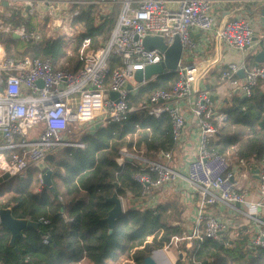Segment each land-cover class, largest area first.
Instances as JSON below:
<instances>
[{
    "label": "built area",
    "instance_id": "built-area-1",
    "mask_svg": "<svg viewBox=\"0 0 264 264\" xmlns=\"http://www.w3.org/2000/svg\"><path fill=\"white\" fill-rule=\"evenodd\" d=\"M243 1L256 5L257 10L262 8L260 2H264ZM215 2L124 0L111 37L96 50L91 49V39L84 38L79 50L82 66L72 72L57 69L48 59L17 55L14 50L9 51L8 42L17 35L19 41L40 45L55 36L75 43L77 36L85 33L77 30L80 8L87 4L108 7L112 0H0L1 176L6 173L12 178L21 176L32 168L40 169L49 156L66 147H84L69 140L67 135L71 126L84 125V131L89 132L100 122L125 123L135 111H143L155 118L168 115L173 140L179 145L187 127L186 109L198 125L196 155L189 161L187 173L174 167L171 151H161L156 158H149L136 149L122 148L117 159L119 165L132 159L140 167L133 179L142 186L141 197L137 200L142 208L156 207L155 193L180 182L195 192L197 225L183 236L171 238L167 245L168 248L174 246L176 260H168L169 264H177L184 258L196 263L195 253L205 239L221 240L224 237L232 221L216 214L213 209L217 206H225L234 214L246 217L249 249L255 252L264 249V159L258 173L260 200L252 201L248 190L240 184L246 173L239 172V168H234L225 155L211 148L212 140L228 121V115L204 89L202 81L207 66L194 61L183 65L187 57L200 51L195 49L192 31L215 32L218 44L244 55L243 60L230 63L221 72L220 82L238 91L242 99H249L264 81V66L247 60L254 49L264 45V38H258L255 33V22L246 16L218 23L213 12ZM43 9L51 16H60L59 19H51L49 35L52 38H42L33 26L29 30L24 24L14 26L5 20L15 10L17 16L30 18L32 22ZM146 37H162L168 46L178 37L183 46V56L176 71L179 75L176 84L170 90H157L134 108L129 104L134 90L128 88L133 82L141 86L136 83L134 74L165 60V54L160 50L145 48ZM15 49L19 50V47ZM113 57L120 62L114 69L111 65ZM241 72H244V77L240 76ZM111 92L118 93L119 97L112 99ZM95 121L98 122L94 124ZM239 163L241 167L246 165L244 160H239ZM40 177L43 178L42 174ZM180 191L187 194L190 190L180 186ZM120 198L125 202V198ZM42 223L47 225L49 221L42 219ZM202 227L204 231H201ZM45 242H49L48 235Z\"/></svg>",
    "mask_w": 264,
    "mask_h": 264
},
{
    "label": "trees",
    "instance_id": "trees-1",
    "mask_svg": "<svg viewBox=\"0 0 264 264\" xmlns=\"http://www.w3.org/2000/svg\"><path fill=\"white\" fill-rule=\"evenodd\" d=\"M94 8H80L76 21L84 24L86 30L72 45L70 58L67 52L70 42L60 37L42 45L27 41L26 50L20 55L48 59L57 69L76 72L82 66L79 50L84 38H90L91 49L96 50L111 37L117 22L114 18L102 20V16L94 13ZM5 20L14 26L24 24L29 30L33 29L31 19L17 16L15 10ZM9 42L16 43L14 39ZM63 59L67 62L60 64ZM111 65L113 69L118 67L119 59L113 57ZM178 79L177 72H169L147 81L130 95L129 104L138 108L157 90H170ZM227 114L228 121L218 133L220 140L213 142L211 148L222 155L235 151V157L247 163L262 161L264 95L258 93L249 99H234ZM256 123L261 126L260 133L255 129ZM231 127L249 130L231 132L228 130ZM79 143L84 147H66L47 158L41 174L52 171V187L36 178L34 169L29 170L26 177H14L0 185V196L10 195L6 201L0 199V209H11L14 218L40 225L26 228L13 248L11 232L0 224L2 264H121L123 260L129 264H144L146 257L156 249H163L172 237L183 236L181 224H173L181 222L183 209L176 197H168L154 208L140 207L137 200L142 186L133 179L140 167L136 162L119 165L117 161L122 148L141 151L143 146L148 157L172 151L175 165L180 149L173 140L168 115L155 118L135 111L125 123L106 122L99 129L84 133ZM113 196L125 198L128 205L111 233L104 220L114 207L108 202ZM42 219L49 224H43ZM47 235L48 243L45 242ZM170 256V252L164 254L167 264L174 259ZM195 260L196 263H192L184 258L177 264H264V249L247 254L243 243L228 235L221 240L205 239L195 253Z\"/></svg>",
    "mask_w": 264,
    "mask_h": 264
},
{
    "label": "crops",
    "instance_id": "crops-1",
    "mask_svg": "<svg viewBox=\"0 0 264 264\" xmlns=\"http://www.w3.org/2000/svg\"><path fill=\"white\" fill-rule=\"evenodd\" d=\"M214 3V15L217 18L218 23L222 21L231 20L236 17H248L250 20L255 22V33L258 38H264V22L262 20L261 8L257 10L256 5L247 4L243 0H215ZM262 4V8L264 7V2H260ZM259 5V3L257 4ZM192 39L196 45L195 49H200L199 52H194V62L204 63L207 66V72L205 77L203 78V86L204 89H207L214 100L220 105L221 110L227 114V109L232 105V101L234 99H238V94H236V90H232L228 85L221 83L219 76L221 72L232 62H237L244 59V55L235 50L228 48L226 45L218 44L215 38V32H201L198 30L192 31ZM263 50L262 46L254 49L253 52L247 56V60L249 63H256V56ZM191 57V56H190ZM183 61V65L186 66L189 62V58ZM260 65L264 66V63ZM154 79V78H153ZM138 87H135L134 91ZM260 93L261 96L264 95V81L260 82L257 88L254 91V94ZM241 100H243L241 98ZM187 114V127L184 131L183 140L180 142L178 148L180 149V155L177 156L176 163L174 167L177 170H180L184 173H187V165L189 161L195 158L196 153V139L198 132V125L195 118L192 117L190 112L185 109ZM228 115V114H227ZM255 129L257 132H261V126L259 123L255 124ZM249 128L246 127V132ZM136 139V137H135ZM219 137L217 136L213 142H219ZM145 155V148L141 146V151ZM172 152V151H171ZM173 153V152H172ZM229 154V152L227 153ZM157 153L154 154L153 157L156 158ZM174 155V153H173ZM146 156V155H145ZM226 156V155H225ZM148 157V156H147ZM234 159L238 162L233 165L234 168H239V172L246 173V177L240 180V184L244 189H247L249 192V199L252 201L260 200L258 186H259V178L258 174L254 173L255 170L261 169V161H251L250 163H246L245 166L241 167L239 163V159L234 157ZM175 161V160H174ZM44 164L40 167L39 170H43ZM238 172V173H239ZM180 184H183L180 182ZM180 184L171 185L166 187L164 190L159 191L157 194L155 193V200L157 199V205L166 201V197L168 195H174L178 201L179 207H183L181 213V222H174L181 224L184 228V233L188 232V230H192L197 225V217H198V203L194 199V191H192L189 187L183 186ZM180 186L184 187V190H190L187 194H182L180 191ZM125 202L128 204L127 200ZM216 214L223 215L225 219H230L232 221L231 228L224 233V236H228L235 241H241L246 246V249L250 248L248 244V240L246 239V233L248 232V221L246 217L241 214H234L229 208L225 206H217L213 209ZM264 219V217H263ZM201 231H204L203 227ZM232 244V243H231ZM164 252V251H161ZM174 258L175 255L173 254ZM164 258V254L162 255ZM175 261V259L170 260ZM167 264L166 259L163 261Z\"/></svg>",
    "mask_w": 264,
    "mask_h": 264
},
{
    "label": "water",
    "instance_id": "water-1",
    "mask_svg": "<svg viewBox=\"0 0 264 264\" xmlns=\"http://www.w3.org/2000/svg\"><path fill=\"white\" fill-rule=\"evenodd\" d=\"M5 6L8 4L5 2ZM262 20L264 22V7L261 8ZM15 40H19L17 35H13ZM144 46L147 50L153 51L155 49L160 50L165 54V60L158 65L148 66L145 70H137L134 74V79L136 83L143 85L147 81L165 75L169 72H176L179 68V65L183 56V46L178 37L175 38L174 43L171 46H168L162 37H146L144 39ZM263 50L257 54L256 56V64L264 63V45L262 46ZM194 61V56L189 58V62ZM241 77H244V72L240 73ZM40 85H43L42 82H39ZM130 91H133L135 87L130 85L128 88ZM238 94V91H236ZM110 96L112 99L116 100L119 97L118 93L111 92ZM103 125V122L97 123L95 125V130L99 129ZM94 133V131L92 132ZM130 162H133L131 159ZM254 173L258 174L259 170H255ZM12 177L9 174H3L0 177V185L10 180ZM43 183L45 186L52 187V171L45 172L43 176ZM108 202L114 205L113 209L109 212L108 217L104 220L108 223L110 232L112 233L114 229L115 222L118 218H120L126 211L123 201L118 196H113L108 199ZM264 222V219H262ZM0 224L5 226L11 232V247H15L17 239L23 235V232L26 228H39V223L32 222L29 220H19L13 217L11 209H0ZM17 250V249H16ZM18 251V250H17ZM149 257H146L144 260V264H155L152 261V257L155 252ZM182 259V258H181ZM206 263V262H205ZM204 263V264H205Z\"/></svg>",
    "mask_w": 264,
    "mask_h": 264
},
{
    "label": "rangeland",
    "instance_id": "rangeland-1",
    "mask_svg": "<svg viewBox=\"0 0 264 264\" xmlns=\"http://www.w3.org/2000/svg\"><path fill=\"white\" fill-rule=\"evenodd\" d=\"M123 1L124 0H112V4L110 6H108V7L105 6V5H101V4H98V5L87 4V5H84V9L87 10L91 6H95L94 13L97 14L98 16H102V20L105 19V18H114L115 20H117L118 17H119V15H120V13H121V11H122V3H123ZM52 18L59 19L60 16H54V15L51 16L50 14H48L47 12H45L44 9H43L42 13L36 14L35 17H34V19L32 20L31 25L42 35V38H47V37L52 38L49 35L50 34V31H51L50 28H52V26H51V24H52L51 19ZM100 23L101 22H98L97 24H100ZM76 25H77V30L78 31H81L82 33L85 32L86 29H85V25L84 24L78 23ZM78 36H77V38H78ZM55 37H58V36H55ZM73 44L74 43H70L68 45V47H67L68 58H70L71 56H73V51H72V48H73L72 45ZM26 46H27V43H25L23 41H19V40L16 41V43L8 42L9 51H10V49L12 51L14 50V52L17 55H20V54L24 53L25 50H26ZM15 47H19V50L18 49H15ZM66 62H67V59H63L60 62V64H65ZM132 85H134V87H138V85L135 84L134 82H133ZM238 97H239L238 99H241L242 98L241 95H239V94H238ZM97 122L98 121H95L94 124H96ZM84 127H86V126H84V125L83 126H79V125L71 126L70 132L67 135L68 138H69V140L72 141V142H75V143L76 142L79 143L80 142V139L83 138L84 133L87 132V131H84L85 130ZM228 130H230L231 132H234L236 130H243V131L246 132V129L243 128V127H231ZM234 153H235V151L229 150V154L226 155V157L229 159V161H230V163L232 165H236L235 163H238L234 159V157H235V154ZM32 169L36 170V178H40V180H42L43 178L41 179V177H40V174H41L42 171L39 170L37 167L32 168ZM27 175H28V172L22 174L21 176L26 177ZM42 176H44V175H42ZM0 177H1V173H0ZM172 196H173V194L172 195H168L166 198L172 197ZM9 197H10V195L9 194H6L5 196H0V199L6 201L7 198H9ZM123 203H124L125 210H126L128 204L126 202H123ZM150 239L152 240V238H150ZM156 250L164 251V252L158 251L159 252L158 253V259L160 261H162V262L164 261V258L162 257L163 254H165L167 252H170L172 255L173 254L176 255L174 246H171V247L168 248V245H166L163 249H156ZM245 251H246L247 254H256V252L254 250H252V249H246ZM152 254H153V252H152ZM121 264H129V263H127L126 261L123 260L121 262Z\"/></svg>",
    "mask_w": 264,
    "mask_h": 264
},
{
    "label": "bare ground",
    "instance_id": "bare-ground-1",
    "mask_svg": "<svg viewBox=\"0 0 264 264\" xmlns=\"http://www.w3.org/2000/svg\"><path fill=\"white\" fill-rule=\"evenodd\" d=\"M161 252V251H160ZM158 253L159 252H156L155 254H154V256L152 257V261L155 263V264H165L164 262H162V261H160L159 259H158ZM170 258H174V256L172 255V256H170Z\"/></svg>",
    "mask_w": 264,
    "mask_h": 264
}]
</instances>
